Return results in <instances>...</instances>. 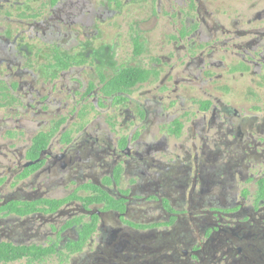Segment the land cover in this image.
<instances>
[{
    "label": "flooded vegetation",
    "instance_id": "af4514ba",
    "mask_svg": "<svg viewBox=\"0 0 264 264\" xmlns=\"http://www.w3.org/2000/svg\"><path fill=\"white\" fill-rule=\"evenodd\" d=\"M0 264H264V0H0Z\"/></svg>",
    "mask_w": 264,
    "mask_h": 264
}]
</instances>
